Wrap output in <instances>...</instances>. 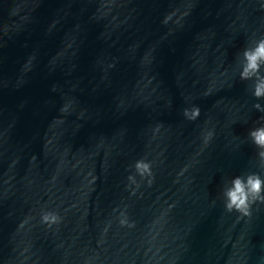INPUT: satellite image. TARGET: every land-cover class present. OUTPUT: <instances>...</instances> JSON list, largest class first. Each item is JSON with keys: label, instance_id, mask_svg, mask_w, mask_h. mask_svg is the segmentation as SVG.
I'll return each mask as SVG.
<instances>
[{"label": "water", "instance_id": "95a60500", "mask_svg": "<svg viewBox=\"0 0 264 264\" xmlns=\"http://www.w3.org/2000/svg\"><path fill=\"white\" fill-rule=\"evenodd\" d=\"M260 38L264 0H0V264H264V203L222 196L264 174Z\"/></svg>", "mask_w": 264, "mask_h": 264}, {"label": "clouds", "instance_id": "9594fccd", "mask_svg": "<svg viewBox=\"0 0 264 264\" xmlns=\"http://www.w3.org/2000/svg\"><path fill=\"white\" fill-rule=\"evenodd\" d=\"M239 67L240 80L252 82L250 87L255 100L264 99V38L257 39L251 46L244 47L240 53ZM253 108L264 113V106L259 102L254 103ZM183 115L190 121L196 120L200 115L199 107L185 108ZM261 119H264V115L261 116ZM212 135L213 132L209 131L205 141L207 142ZM248 140L256 149L258 168L264 169V125L250 129ZM130 168L135 170V174L128 176V180L133 184L137 183V175L141 178L152 176L150 162L143 159L135 161L133 165H130ZM148 182L151 184V180ZM222 196L226 211H236L243 216L250 215L252 204L264 203V174L261 171H250L232 177L227 186L222 189ZM41 219L42 222L51 224L56 223L59 217L55 213L45 212ZM121 224H127V220L122 219Z\"/></svg>", "mask_w": 264, "mask_h": 264}]
</instances>
